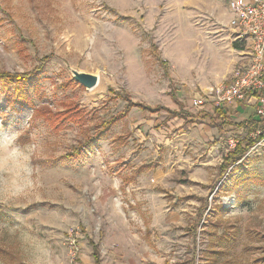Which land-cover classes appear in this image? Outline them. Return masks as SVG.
Returning a JSON list of instances; mask_svg holds the SVG:
<instances>
[{"label":"rangeland","instance_id":"rangeland-1","mask_svg":"<svg viewBox=\"0 0 264 264\" xmlns=\"http://www.w3.org/2000/svg\"><path fill=\"white\" fill-rule=\"evenodd\" d=\"M225 3L0 0V264H264V141L218 177L257 128L127 109L203 114L252 63Z\"/></svg>","mask_w":264,"mask_h":264},{"label":"built area","instance_id":"built-area-1","mask_svg":"<svg viewBox=\"0 0 264 264\" xmlns=\"http://www.w3.org/2000/svg\"><path fill=\"white\" fill-rule=\"evenodd\" d=\"M233 16L230 27L238 31L240 37L248 36L251 41L252 63L246 68H238L231 83H224L207 96L216 104L243 102L257 96L256 112L262 120L254 135L263 136L264 141V0H229Z\"/></svg>","mask_w":264,"mask_h":264},{"label":"crops","instance_id":"crops-1","mask_svg":"<svg viewBox=\"0 0 264 264\" xmlns=\"http://www.w3.org/2000/svg\"><path fill=\"white\" fill-rule=\"evenodd\" d=\"M249 1H251V0H249ZM221 6H222L221 12H220L221 21H223L224 23H227L230 21V19L233 16V12L229 7V0H226L225 5L223 6V4H222ZM236 33H237V38H236V41L233 42V46H234V49L237 51L236 55H237L238 59L240 61L243 60V62H241L242 66L246 67L251 62V59H252V54H251L252 50H251V44H250L251 41H250V38L248 36L240 37L238 35V31H236ZM242 41H246V42H242ZM245 43L247 46L245 45V47H242V45ZM232 79H233V77H231L229 80H227L225 82H221V83L222 84H224V83L229 84V83H231ZM221 83H219V84H221ZM199 97H200L199 101H198V99L193 101V105H196V106L201 105L200 109H204L203 114H199V113L194 114L192 112L187 111L185 109L184 104L182 102H180L179 100L177 102L180 105L179 109L171 108L169 106L160 105V104H158V106H154V107L146 104V106H149V108H151L152 110H149V109H144V110H149L150 112H156V113H158V112L160 113L162 111H165L168 114L166 121L178 118V119H182L186 124H191V123L194 124L198 121L199 118L205 117V119L207 118V119H209L210 122H212L216 126H219L220 125L219 122L223 121L225 123V121L229 120L230 117H235V118L239 117L242 120L241 126L244 127L248 124L250 125L252 121H257L259 119V115L256 112V106L259 103L257 96H251L243 102H236L233 104H223V105L216 104L215 100L212 98H209L207 96L206 92H203L202 95H200ZM201 99H202V101H200ZM200 102H203L205 104V106H202V104H200ZM157 107H162V109H156L153 111V109H155ZM202 107H204V108H202ZM168 110L179 111L180 114L179 115H171ZM221 164H220V166H221ZM144 170H145L144 166H141L140 168L137 169L138 173L139 172L143 173ZM132 181H133V178H130L127 181V183L129 184ZM145 236H146V239L148 241H150V233H147ZM148 243L151 247H154L152 241H150ZM91 246H92L93 264H97V261H96L95 256H94L93 245H91ZM99 251H100V263H98V264H103L100 243H99ZM195 260H196L195 258H191L190 260H188L186 262L182 261V262H174V263L167 261L164 264H196Z\"/></svg>","mask_w":264,"mask_h":264},{"label":"trees","instance_id":"trees-1","mask_svg":"<svg viewBox=\"0 0 264 264\" xmlns=\"http://www.w3.org/2000/svg\"><path fill=\"white\" fill-rule=\"evenodd\" d=\"M128 100L131 101V106L129 108H127L128 111L131 110V108H133V107H139L141 109L152 110L151 108H149L145 104L132 101L130 97ZM156 109H162V107H157V108L153 109V111ZM168 111L171 115H179L180 114L179 111H173V110H168ZM121 115H123V114H121ZM120 117H123V116L116 117L115 120L118 121ZM257 122H258V120L251 122V124H250V126H252L251 130H255L257 128ZM262 137L263 136H261V137L259 136V138H257V139H249V142L245 146H243V141L239 140L236 143L235 148L233 150H231L227 156H225L224 161L220 166V172L218 174V177L222 178V176H224L227 173L229 167L234 165V163L239 162L246 155L248 149L251 148L252 146L256 145V143H258L262 139ZM124 179L127 180V178H124ZM90 243L93 245L94 256H95V259H96L97 264H98V263H100L99 243H95L93 240H91Z\"/></svg>","mask_w":264,"mask_h":264},{"label":"water","instance_id":"water-1","mask_svg":"<svg viewBox=\"0 0 264 264\" xmlns=\"http://www.w3.org/2000/svg\"><path fill=\"white\" fill-rule=\"evenodd\" d=\"M73 78L88 90L95 88L100 81L98 74L72 69Z\"/></svg>","mask_w":264,"mask_h":264}]
</instances>
